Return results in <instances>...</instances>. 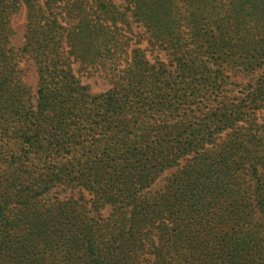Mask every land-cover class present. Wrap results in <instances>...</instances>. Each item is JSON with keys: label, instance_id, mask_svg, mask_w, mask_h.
Returning a JSON list of instances; mask_svg holds the SVG:
<instances>
[{"label": "trees", "instance_id": "trees-1", "mask_svg": "<svg viewBox=\"0 0 264 264\" xmlns=\"http://www.w3.org/2000/svg\"><path fill=\"white\" fill-rule=\"evenodd\" d=\"M119 1L124 4L123 13L116 12L120 7L112 0H0V108L8 110L4 115L18 114L29 104L28 99L18 95L10 47L12 19L22 6L27 23L22 53L29 55L39 70L40 104L30 118L34 129L25 127L26 132L22 133L24 144L30 145L32 136L38 138L43 133L50 105L68 99L78 109L84 103V95L73 87L76 78L70 74L71 62L66 55L79 53L80 60L85 62L87 56L96 58L101 53L108 61L116 54L118 29L110 33L94 26L86 19L87 11L109 13L111 9L114 23L129 14L140 30L136 34L137 43L165 47L172 52L170 55L178 57L175 64L178 90L187 85L185 79L202 70L192 60L189 46L177 37L181 27L189 30L197 51L201 42L215 55L223 51L233 54L239 51L244 55L264 53V0ZM72 21L77 22L75 26ZM62 43L66 52L60 50ZM139 53L132 58L129 84H118L119 97L110 94L102 99L107 112L140 103L141 90L154 87L156 91L160 90L158 85L171 83V74L144 70L145 53ZM126 114V110L120 111L121 117ZM78 116L80 121L89 117L83 111ZM248 138L255 153L264 156V128L250 130ZM194 141L187 145L177 142V153L168 160L156 156L169 153V148L162 146L146 148L144 154L128 149L119 161L106 153L102 161L78 177L67 170L48 168L38 178L3 180L0 264H175L173 255H180L181 264H216L214 248H219L218 251L227 248L225 240L218 241L217 232L230 215L219 210L220 194L215 187L230 179L226 159L229 151L220 152L208 162L195 158L162 189L150 187L151 177L158 171L179 167L178 159L198 149ZM116 142L115 150L124 151L126 143ZM58 186L80 188L96 198V212L109 206L108 218L95 221L92 217L89 221L81 203L83 199L43 202L44 194ZM144 187L149 190L145 192ZM155 232L157 240L153 237ZM59 259L66 263L58 262Z\"/></svg>", "mask_w": 264, "mask_h": 264}, {"label": "rangeland", "instance_id": "rangeland-1", "mask_svg": "<svg viewBox=\"0 0 264 264\" xmlns=\"http://www.w3.org/2000/svg\"><path fill=\"white\" fill-rule=\"evenodd\" d=\"M112 1L120 7L115 9L116 12L121 13L124 4L119 0ZM108 12L95 14L87 11L85 14L87 21H92L96 27L110 33L118 29L116 54L108 61L101 53L96 58L87 56L85 62L80 60L79 53L66 55L71 62L70 74L76 78L73 87L84 95V103L77 107L79 110L68 99L62 104L50 105L44 119L46 128L38 138L32 136L30 145L24 144L21 136L26 132L25 127L34 129L30 118L40 104L39 70L33 59L22 53L27 24L25 8L22 6L13 17L10 41L14 54L13 77L18 95L28 99L29 104L18 114L4 115L8 110L0 108V182L11 177H20L24 181L26 178H38L46 174L48 168L67 170L78 177L108 154L119 161L128 149L144 154L146 148L162 146L169 148V153H157L156 156L168 160L177 153V142L187 145L194 141L192 130H195L194 143L198 149L178 159L179 167L158 171L151 177L150 187L162 189L195 158L208 162L209 158L228 150L226 159L230 179L215 187L220 194L219 210L230 215L217 232L218 241L225 240L227 248L224 251L214 248L218 258L216 264H264V156L255 153L248 138L250 130L264 128V53L244 55L239 51L234 54L223 51L215 55L201 42L197 51L192 45L189 30L181 27L177 37L189 46L187 49L192 60L200 64L202 70L197 76L185 79L187 85L178 90L176 84L179 79L175 72L178 57L170 55L172 52L165 47L153 48L146 42L137 43L136 34L140 30L133 18L127 14L126 19L114 23L113 10ZM60 50L67 51L65 44L60 45ZM140 51H144L146 57L144 70L171 74V83L167 86L154 84L160 90L154 91V87L141 90L140 103L107 112L102 99L110 94L118 96V84L121 82L129 84L133 74L132 58ZM57 62L60 63L58 59ZM123 110L127 114L121 117L120 111ZM80 111L89 116L88 120H79ZM70 138L72 141L68 142ZM118 140L126 143L124 151L115 150ZM144 188L145 192L149 190ZM256 194L261 197L257 199ZM56 199H83L81 203H84L85 217L89 221L92 217L95 221L107 219L111 211L109 206H105L96 212V198L80 188H51L44 194L43 202ZM155 235L157 232L153 237ZM154 239L157 240L156 237ZM179 256H172L173 263L181 264Z\"/></svg>", "mask_w": 264, "mask_h": 264}]
</instances>
